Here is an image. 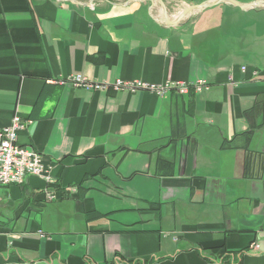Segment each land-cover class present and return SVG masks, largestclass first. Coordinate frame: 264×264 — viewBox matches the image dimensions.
<instances>
[{
	"label": "crops",
	"instance_id": "crops-1",
	"mask_svg": "<svg viewBox=\"0 0 264 264\" xmlns=\"http://www.w3.org/2000/svg\"><path fill=\"white\" fill-rule=\"evenodd\" d=\"M160 19L146 0H0V130L29 121L17 143L52 180L0 189V264H264V8Z\"/></svg>",
	"mask_w": 264,
	"mask_h": 264
},
{
	"label": "built area",
	"instance_id": "built-area-1",
	"mask_svg": "<svg viewBox=\"0 0 264 264\" xmlns=\"http://www.w3.org/2000/svg\"><path fill=\"white\" fill-rule=\"evenodd\" d=\"M242 70H244L243 67ZM84 81L80 75H76L70 79V82L75 87L83 85L86 89L93 91H102L109 88L106 85L84 83ZM66 82H69V80H62L59 83L64 84ZM111 86L115 92L121 90L130 92L144 90L159 97L164 96L170 91L185 96L192 92L199 93L207 88L204 82L184 83L179 81H167L159 86L147 85L142 82H134L129 85L122 81H116ZM28 123L29 121L27 120L15 117L8 126L0 130V189L13 185H23L29 176L42 178L49 184L52 182L49 171L43 165L41 154L31 147L17 143V133L25 129ZM252 247L258 248L255 243L252 244Z\"/></svg>",
	"mask_w": 264,
	"mask_h": 264
},
{
	"label": "water",
	"instance_id": "water-1",
	"mask_svg": "<svg viewBox=\"0 0 264 264\" xmlns=\"http://www.w3.org/2000/svg\"><path fill=\"white\" fill-rule=\"evenodd\" d=\"M56 1H60V0H56ZM146 1H148L151 5L157 4L160 7L161 9L160 21L170 26L179 25L183 19H185L187 16H189L191 13L197 10L212 8L219 4H229V5L239 8L242 11H249V10L264 8V0H255L252 4L246 5V6L241 5L236 0H209L199 5L189 6L188 8L181 11L178 15L172 17L168 13L167 6L163 2V0H146Z\"/></svg>",
	"mask_w": 264,
	"mask_h": 264
},
{
	"label": "rangeland",
	"instance_id": "rangeland-1",
	"mask_svg": "<svg viewBox=\"0 0 264 264\" xmlns=\"http://www.w3.org/2000/svg\"><path fill=\"white\" fill-rule=\"evenodd\" d=\"M186 6H187V7H186ZM181 7H183V6H181ZM184 7H185V9H186V8L189 7V5H188V4H185ZM183 10H184V9H183ZM183 10H182V11H183ZM178 14H179V13H178ZM178 14H177V15H178Z\"/></svg>",
	"mask_w": 264,
	"mask_h": 264
}]
</instances>
